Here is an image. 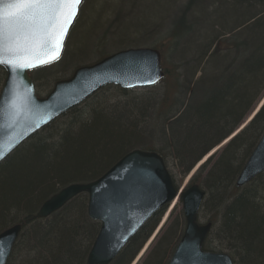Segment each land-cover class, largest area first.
I'll return each mask as SVG.
<instances>
[{"label":"trees","instance_id":"16d2710c","mask_svg":"<svg viewBox=\"0 0 264 264\" xmlns=\"http://www.w3.org/2000/svg\"><path fill=\"white\" fill-rule=\"evenodd\" d=\"M86 1L80 7L79 19ZM115 3L108 13L117 20L113 18V24L104 22L108 29L113 28L112 39L107 41H116L117 50L139 47L136 45L144 41L133 38L140 31H132L134 36L131 31L124 35L119 19L124 7L134 9L140 0ZM184 4H188L183 9L188 24L176 22L164 42L165 48L158 47L166 77L151 90L164 84L162 98L132 99L123 106L114 105L109 112L98 109L100 106L91 108L75 130L51 131L56 120L0 164V232L18 223L23 226L7 264H86L100 229V224L88 216V196L78 195L49 218L37 219L36 214L64 186L95 180L127 152L142 146V140H132L146 137L137 128L139 118L147 129L145 135L157 139V132L166 137L154 149L141 148L157 151L169 168L187 175L206 153L238 130L262 100L264 0H187ZM230 19L233 22L227 26ZM76 22L59 63L33 72L39 95L47 94L56 80L67 77L66 70L84 61L80 58L72 66H63L87 42V37L77 38L80 34H74L71 42ZM86 26L90 29L89 22ZM108 33L105 31L96 43L91 58L97 57L98 61L107 55ZM172 56L178 62L174 63ZM4 79L5 72L0 68V91ZM117 90L129 95V90ZM148 109L155 111L156 121L149 117ZM111 118L120 120L111 125ZM263 134L264 105L217 157L198 169L191 181L199 182L207 193L201 214L212 213L208 221L213 229L204 248L229 253L234 264H264V173L242 188L235 186ZM157 222L156 216L111 264H130ZM184 226L180 211L174 226L158 238L144 264H166ZM176 228L179 232L175 239Z\"/></svg>","mask_w":264,"mask_h":264},{"label":"water","instance_id":"95a60500","mask_svg":"<svg viewBox=\"0 0 264 264\" xmlns=\"http://www.w3.org/2000/svg\"><path fill=\"white\" fill-rule=\"evenodd\" d=\"M12 2L0 0V11L7 14ZM78 11L79 7L66 28L59 52L53 49L47 52L48 56H61ZM5 25L7 30V20ZM24 55L35 66L16 67L15 58L11 56H4L3 59L13 60L12 65L0 63L7 73L0 95V163L36 131L101 88L108 85L125 89L150 87L165 76L158 49L131 48L115 52L92 65L79 67L70 78L56 82L46 97H39L29 70L58 58L41 64L35 57H47L39 49ZM262 172L264 135L240 172L236 186H244ZM83 192L89 196L90 218L101 223L87 264H110L145 223L177 196V189L162 156L157 152L136 149L122 157L98 180L87 184L73 183L61 189L44 202L36 218L49 217ZM204 195L205 192L197 184L181 193L186 228L168 264H234L227 253L203 250L212 226L211 223H198L197 215ZM21 230L22 224H16L0 233V264L7 263Z\"/></svg>","mask_w":264,"mask_h":264},{"label":"rangeland","instance_id":"374dc122","mask_svg":"<svg viewBox=\"0 0 264 264\" xmlns=\"http://www.w3.org/2000/svg\"><path fill=\"white\" fill-rule=\"evenodd\" d=\"M122 2H128V1H132V0H121ZM187 0H140V3H138L136 5V7L134 9L130 8L127 9L124 7V11L122 12V17L119 19L120 22V30H124L123 34L126 33H131L132 31H140V33L138 34L139 36L137 37L136 35L134 36L135 32H132L134 38L136 41H144L142 43H138L136 46H150V47H156V48H165L166 44H164V42L167 40V35L169 34V31L173 28V26L175 25L176 22L178 23H183L185 22L186 24H188L186 21H188L187 17L183 14V9L185 10V8L188 6V4H184ZM115 0H92L89 3V0H87L84 4V12H82L80 19L76 20L77 24V29L71 36V42L74 41L75 35L78 36V34H80L77 38H79L80 36L82 38L87 37V42L86 44H82L79 47V51L78 53H74V55L68 59L63 66H72L73 64H75L78 60H84L82 62H79V64H77V66L82 65V64H89L92 63L94 61H97V57H93L91 58L94 54L93 52L95 51V49L97 48L98 44H96L97 42L99 43V39L103 36V33L105 31L108 32V37L106 38V42H109L107 46V49H109V51H106V54H111L113 52H115V50L117 51V42L116 41H112L110 43V41H107L109 39H112V36L110 35V31L113 32V28L108 29L107 25L104 24V22H111L112 24L115 23V20H117L116 16H114L113 18H115V20H113V18H111L112 16L110 15V13H108L110 11V8L114 7L115 8ZM198 4V3H197ZM200 9V6H198ZM103 13H107L105 16L107 17H103ZM131 15L130 17H127L128 15ZM127 15V16H126ZM126 17L128 19H126ZM104 18V19H102ZM126 19V20H124ZM128 20V22H126ZM90 23L89 28L90 29H86V23ZM232 19L228 20L226 25L227 26H231L232 24ZM92 24V27H91ZM194 27V26H193ZM90 30L93 31V33H91L90 35ZM131 31V32H130ZM75 34V35H74ZM126 35V34H124ZM130 34H128L129 36ZM89 36V38H88ZM132 39V38H131ZM69 40V38H68ZM96 44V45H95ZM87 46V51H84V48ZM105 46V48H106ZM114 48V49H112ZM111 49V50H110ZM84 52V53H83ZM166 52V51H165ZM167 54V52H166ZM90 55V56H89ZM91 58V59H90ZM171 60L175 62H178L176 59H174V57H171ZM171 64V63H170ZM76 65V64H75ZM73 65L69 70H66V75L64 76H68L74 69ZM168 67L167 63L165 65V68ZM57 72H59L58 70V65H57ZM164 84H162L161 86H163ZM156 87V89H134V90H129V95H124L122 94L120 91L117 90V87H113V88H107L104 91H100L98 94H96L94 97H92L84 106L82 105V107L75 111L74 113H68L66 115H64L63 117L58 118V120L56 121V124L53 126V128H51V131L54 130L55 128L57 129L56 131H60L63 129H68V131L71 130H75L76 128L80 127L79 124H81L83 121V119L85 118V115L87 112H89V110L91 108H95V107H99L98 109L101 110H107V112L110 111V109L112 107H114V105L117 104H122V106L124 104L127 103V101L129 100H136V99H141L143 97H147V98H153L155 97V100L157 99V101L162 98L163 94H164V88L162 87ZM158 93V95H156ZM264 99V98H263ZM156 101V102H157ZM263 100H261V102H259V105L262 103ZM149 103H151V101H149ZM151 104H149L150 106ZM148 106V107H149ZM153 106V105H151ZM257 109V108H256ZM255 109V110H256ZM150 109H148L149 111ZM254 110V111H255ZM253 111V112H254ZM155 111L150 110L149 111V117H152L154 119V121H156L157 116L154 114ZM72 117H74L72 119ZM70 119H72L70 121ZM86 119V118H85ZM113 119L112 121L110 120L109 123H111V125H114L115 123H117L116 121H119L120 119ZM141 119L139 118L137 121V128L142 131L143 133L141 135H144L146 137L141 138L140 136H138L137 138H134L132 140H142L141 141V145L142 146H148L150 147V149H154L153 146H159L160 142H164L161 141L162 140H166V137L164 139V135L163 134H159L156 132L155 136L158 139H153L152 135H150L149 133L145 132L147 131L146 127H143V124L140 123ZM70 121V122H69ZM69 122V123H68ZM249 123V117L245 120V122L240 126V128L238 130H240L242 127H244L245 125H247ZM76 124V125H74ZM122 124H124V122L122 121ZM78 125V126H77ZM68 127V128H67ZM238 130H236L235 132H233L226 140H224V142L220 143L218 146H216L215 149L218 150H222V148L239 132ZM64 131V130H63ZM56 136V135H55ZM59 136V135H58ZM142 146H140L139 148H141ZM215 151V150H213ZM212 151V152H213ZM220 151H218V153L216 154V157L218 156V154L220 153ZM212 152L210 153V155L212 154ZM208 157H204V159L202 161H200V166L202 164H204V162L206 161V158ZM215 157V158H216ZM214 158V159H215ZM170 171H172L174 180L176 182V186L179 187L180 189L184 187V185L187 184V181L190 178V173L188 175H182V174H178L175 170H172L173 168H169ZM194 175H196V173H194ZM193 175V176H194ZM181 211V205L178 204L172 212L169 211V209L163 214L162 217H160V219H158V223L160 221V223H157V228H155V230L152 232L149 240L147 241V243L142 247L143 251V255L141 256V258L139 259V264H144V261L149 253V251L152 249V247L154 246V244L157 242L158 238L161 237L164 233H166L168 231V229L170 230L175 223V218L177 217V215L180 213ZM211 212H207V214L202 213L201 214V223L207 222L209 220V215L211 216ZM163 225V226H162ZM161 228V229H159ZM163 228V229H162ZM158 229L160 231H158ZM159 233H158V232ZM179 232V228H176V234H174V238L176 239L177 237V233ZM141 253V252H139ZM139 255V254H138Z\"/></svg>","mask_w":264,"mask_h":264},{"label":"snow or ice","instance_id":"6c2138e0","mask_svg":"<svg viewBox=\"0 0 264 264\" xmlns=\"http://www.w3.org/2000/svg\"><path fill=\"white\" fill-rule=\"evenodd\" d=\"M80 4L81 0H13L7 14L0 11V63L12 65L13 60L3 59L11 56L16 67L35 66L24 55L35 49L47 57H35L41 64L58 58L48 56L47 52L53 49L59 52L62 37Z\"/></svg>","mask_w":264,"mask_h":264},{"label":"bare ground","instance_id":"6f19581e","mask_svg":"<svg viewBox=\"0 0 264 264\" xmlns=\"http://www.w3.org/2000/svg\"><path fill=\"white\" fill-rule=\"evenodd\" d=\"M216 147H214V148H212L208 153H206L200 160L202 161L203 159H204V157L206 156V157H208V155H210V153L213 151V150H215V151H213L212 152V154L209 156V158H206V161L204 162V163H206L207 161H209L210 159H212L217 153H218V151H220V150H218V149H215ZM57 193V192H56ZM55 193V194H56Z\"/></svg>","mask_w":264,"mask_h":264}]
</instances>
